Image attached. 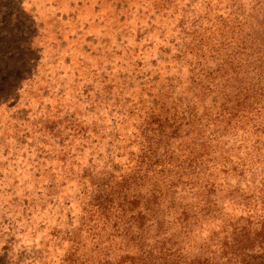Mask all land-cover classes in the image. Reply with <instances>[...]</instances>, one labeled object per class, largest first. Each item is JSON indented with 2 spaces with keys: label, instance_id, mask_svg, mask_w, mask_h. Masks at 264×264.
Returning <instances> with one entry per match:
<instances>
[{
  "label": "rangeland",
  "instance_id": "374dc122",
  "mask_svg": "<svg viewBox=\"0 0 264 264\" xmlns=\"http://www.w3.org/2000/svg\"><path fill=\"white\" fill-rule=\"evenodd\" d=\"M262 105L264 0H0V264H137L156 197L123 184L151 149L149 178L184 182L159 206L193 216L161 208L150 242L260 231Z\"/></svg>",
  "mask_w": 264,
  "mask_h": 264
},
{
  "label": "trees",
  "instance_id": "16d2710c",
  "mask_svg": "<svg viewBox=\"0 0 264 264\" xmlns=\"http://www.w3.org/2000/svg\"><path fill=\"white\" fill-rule=\"evenodd\" d=\"M242 27L241 21L238 22V24L235 26V28ZM231 53V52H227ZM257 110H260L261 112L264 110V106H259ZM185 112L183 111L182 114V123L185 124ZM187 124V123H186ZM185 124V125H186ZM152 146L151 144H149ZM168 150L166 151V153ZM196 152V151H195ZM190 151L191 154L195 153ZM149 153L148 156H150V153H152V149L149 152H144L142 154L141 164H139L140 168H145V171L143 174L138 173L136 171H131L129 175L133 177L132 181L125 182L123 184L124 188H135L136 191L143 189V187L146 188V190L152 191L151 194L155 195L156 197V206H149V225L146 224V222H141L138 226L139 234L142 236L144 233H147V236L144 238V241H146V244L148 247L145 249L144 253L140 255L141 259L137 262V264H264V227L260 231H255L254 233H251L250 227L246 224L234 226L233 230L226 234L224 238L221 240L220 245L217 246L213 251H210L208 254H205L204 252L202 254H191L188 255L186 252H184V248L181 246H178L175 248L173 243H169L170 240L165 239L162 240L165 237V234L158 233L156 235V238L154 241L156 243L160 242L162 243L161 246H155L150 240L152 238L149 235L150 230L153 228L154 224H157L160 226V222H162V219L158 218L156 216H159L158 212L161 210V208H164L165 213L170 212H178L180 213V216L183 220V223H187V225H183L181 228H187L191 226V221L189 219L192 218V214L188 212V209L185 206H175V202H171L172 206H159L160 198L162 195H169V192L172 194L173 188L176 187L178 184L184 183L183 180H181V175L177 178V175L175 177L164 175L162 180L163 183H160L158 179L149 178V170L150 166L149 163L145 165L144 163V156L145 154ZM195 157H202L204 155V152L197 151V154L195 153ZM169 161L168 163H171V168L176 171V167L178 165L177 162H175L178 157H174L172 155L168 156ZM149 158V157H148ZM166 159V158H165ZM251 164L257 165L256 159H253V153L250 155L248 162L251 161ZM229 161V157L227 155L224 156V163H223V169L228 170L227 164ZM243 162L242 164V171H246L245 167L248 164V162ZM154 163H157L154 161ZM153 165V164H151ZM200 167V174L205 173V171H209L208 176L206 177L208 180H206L205 185H210V173L215 171L211 170L209 165L204 162V160H201ZM192 167V166H191ZM239 167V166H238ZM195 170L196 168L193 167ZM236 170V167H235ZM141 171V170H139ZM190 176V173L187 172L184 174L185 176ZM190 178H195L194 175H191ZM196 179H198V175L196 176ZM186 181H190L189 178L185 179ZM212 184V183H211ZM262 184V183H261ZM212 186V185H211ZM123 188V189H124ZM141 192V191H140ZM149 200L151 197L148 198ZM147 199V200H148ZM115 224H121L122 219L120 216V213L116 211V213L112 216ZM160 221V222H159ZM148 226V228H147ZM158 232H161L160 228H157ZM253 235V236H252ZM142 238V237H141ZM170 238V237H168ZM214 239V236L211 238ZM145 243V242H144ZM154 245V246H153ZM211 243L207 244V247H211ZM135 264V263H134Z\"/></svg>",
  "mask_w": 264,
  "mask_h": 264
}]
</instances>
